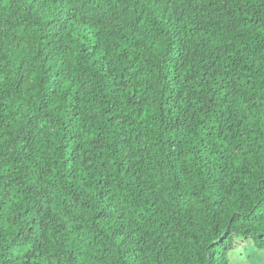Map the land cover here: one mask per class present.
Instances as JSON below:
<instances>
[{"label":"trees","instance_id":"obj_1","mask_svg":"<svg viewBox=\"0 0 264 264\" xmlns=\"http://www.w3.org/2000/svg\"><path fill=\"white\" fill-rule=\"evenodd\" d=\"M264 250V0H0V264H231Z\"/></svg>","mask_w":264,"mask_h":264},{"label":"rangeland","instance_id":"obj_2","mask_svg":"<svg viewBox=\"0 0 264 264\" xmlns=\"http://www.w3.org/2000/svg\"><path fill=\"white\" fill-rule=\"evenodd\" d=\"M230 260L231 264H264V250L256 251L250 243L236 242Z\"/></svg>","mask_w":264,"mask_h":264}]
</instances>
